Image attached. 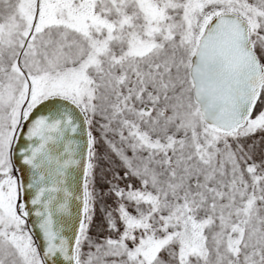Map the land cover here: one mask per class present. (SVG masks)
<instances>
[{
  "label": "snow or ice",
  "instance_id": "6c2138e0",
  "mask_svg": "<svg viewBox=\"0 0 264 264\" xmlns=\"http://www.w3.org/2000/svg\"><path fill=\"white\" fill-rule=\"evenodd\" d=\"M0 264H264V0H0Z\"/></svg>",
  "mask_w": 264,
  "mask_h": 264
}]
</instances>
